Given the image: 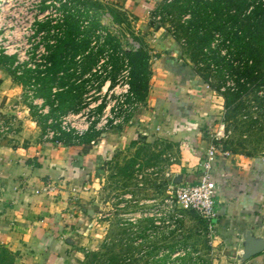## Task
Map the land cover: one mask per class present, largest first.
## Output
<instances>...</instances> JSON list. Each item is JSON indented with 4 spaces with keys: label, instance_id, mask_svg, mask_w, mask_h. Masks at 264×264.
I'll return each instance as SVG.
<instances>
[{
    "label": "crops",
    "instance_id": "1",
    "mask_svg": "<svg viewBox=\"0 0 264 264\" xmlns=\"http://www.w3.org/2000/svg\"><path fill=\"white\" fill-rule=\"evenodd\" d=\"M80 1L88 5L86 13L94 11L92 18L101 26L98 14L103 11L115 24H123L116 21L114 11L122 21L124 16L136 19L148 33L146 39L152 43L148 92L139 101L133 124L124 131L100 133L96 141L86 145L82 139L76 141L67 134L47 140L44 136L48 122L78 108L82 94L77 95L75 89L72 95L62 98L49 97L44 91L36 94L42 100L41 108L47 109L43 114L29 100V86L20 83L13 68L0 60V111L14 115L20 126L14 135L0 140V245L14 255V264L84 263L82 248L89 247L78 245L72 236L80 230L84 232L82 227L94 214L88 203L89 181L115 150L141 142L178 144V168L184 173L176 177V182L189 184L203 177L207 150L216 135V114H220L224 101H216V90L188 60L180 59L179 45L172 33H162L148 16L158 0ZM82 53L84 50L76 57ZM73 57L68 55V59ZM93 64V58H89L84 69H91ZM60 74L53 87L63 93L75 88L66 83L68 78L62 80L67 84L62 86L57 81ZM23 91L26 100L15 101ZM238 162L234 157L218 156L212 171L217 184L215 230L230 249L237 250V256L241 251V231L258 230L264 237V162ZM171 172H167L168 178ZM46 185H53L54 192L36 194ZM239 264H264V252Z\"/></svg>",
    "mask_w": 264,
    "mask_h": 264
},
{
    "label": "rangeland",
    "instance_id": "2",
    "mask_svg": "<svg viewBox=\"0 0 264 264\" xmlns=\"http://www.w3.org/2000/svg\"><path fill=\"white\" fill-rule=\"evenodd\" d=\"M158 1L159 7H153L147 13L148 16L161 27L162 33H172L179 45L180 59L188 60L210 88L216 90V101H224L220 114H216V140L213 138L218 155L227 153L225 158L234 157L240 164L246 159H261L264 162V88L261 82H249L246 77L238 81L239 68L236 66L224 77L220 76L216 67L209 66L207 62L208 57L215 55L211 51H207V57L200 55L197 62H194L192 57L196 51L190 47L183 31L178 29V13L174 12L167 17L168 11H165L160 22L153 19V13L157 8L160 10L165 2ZM75 5L76 8L80 7L79 11L88 7L78 1ZM90 13L95 15L94 11ZM98 15L103 22L101 27L107 29L108 36L117 37L120 44L117 50L108 46L110 51H117L118 56L111 53L106 55L109 57V66L113 65L108 77L117 84L122 72L126 70L124 61L127 54L138 49L149 54L152 43L146 39L148 33L139 26L136 19L129 20L124 16L123 24H115L106 11ZM188 19L190 14L182 16L183 23ZM216 44L215 38L213 49H216ZM119 53L123 55L119 56ZM82 54L85 55V52ZM4 59L6 56L0 57V60ZM88 59L86 55L83 57V70ZM243 63L244 60L235 61L237 66ZM84 75H76L77 83L91 78H85ZM241 81L245 84H240ZM229 89L235 91L228 92ZM23 93L16 96L15 101H25ZM224 93L230 94L229 105H226ZM109 95L110 92L105 95V101ZM115 97L112 94V99ZM83 102L80 101V104ZM92 102L96 101L93 99L89 103ZM135 114L132 113L125 123L103 133L113 129L126 130L133 124ZM8 117L14 122V130L18 131L20 126L15 116ZM179 164L178 144L163 141L155 144L135 143L122 150H115L109 156L104 168L99 169L97 175L89 181L91 187L88 203L94 214L86 226L82 225L85 231L80 230L72 236L78 245L89 247L82 248L86 256L83 264H239L237 250L226 245L224 238L215 230L216 225L209 227L199 216L182 210L174 202L177 186L188 184L176 182V177L184 173L178 168ZM169 171H172L170 178L166 176ZM85 209L89 210L86 206ZM81 210L84 212V208ZM171 210L173 212L166 217L165 213ZM158 213L162 216L157 219L151 217V214ZM11 263L14 264V261L8 257L1 264Z\"/></svg>",
    "mask_w": 264,
    "mask_h": 264
},
{
    "label": "built area",
    "instance_id": "3",
    "mask_svg": "<svg viewBox=\"0 0 264 264\" xmlns=\"http://www.w3.org/2000/svg\"><path fill=\"white\" fill-rule=\"evenodd\" d=\"M75 4V0H0V57L14 58L13 69L18 76H22L26 70L44 76L47 69L51 67L49 59L53 49L66 35L68 16L79 11L80 7L76 8ZM90 12L92 11L86 13L85 10L80 9V13L84 15L80 21L83 33L81 38L85 37L91 27L92 13ZM153 19L160 22L162 17L156 15ZM107 37V29L102 27L89 34L91 44L85 52L86 56L92 52L99 53L102 48L105 49L99 53L96 64L85 73V78H91L83 80L86 81V92L82 98L84 102L77 109L58 119L50 120L45 139L57 140V137L68 134L77 140L93 131L103 133L125 123L131 114H135L139 109L140 103L131 90V67L127 59L124 61L126 70L122 72L121 79L119 78L120 83L117 80L118 83L114 84L109 79L113 65L109 66V57L106 55L114 54V52L110 51L106 45ZM116 54L118 56L117 52ZM120 54L123 55L119 53V56ZM85 55H78L74 59L77 64L74 68L76 75H83ZM63 75L61 73L60 77ZM57 91L61 89L55 87L54 92ZM109 92L108 100L105 101L104 97ZM112 94L116 95L113 99ZM27 95L34 105L40 107L41 113H47L45 107L41 108L43 103L40 101L42 100L36 97L33 85L27 89ZM93 99L96 102L89 103ZM14 126L13 120L0 111V140L14 135L16 132ZM213 138L216 140V135ZM218 156L226 157L227 153L218 155V150L212 140L203 164V177L198 182L177 186L174 195V202L182 210L196 214L211 228L216 225L218 218L217 184L212 177L214 162ZM166 176L169 177L170 174L167 173ZM54 190L53 185H46L42 190L36 191V194H51ZM172 212V210L166 212L165 216L167 217ZM152 216L153 219H157L162 214H151Z\"/></svg>",
    "mask_w": 264,
    "mask_h": 264
},
{
    "label": "trees",
    "instance_id": "4",
    "mask_svg": "<svg viewBox=\"0 0 264 264\" xmlns=\"http://www.w3.org/2000/svg\"><path fill=\"white\" fill-rule=\"evenodd\" d=\"M160 10L157 8V11L153 13L154 17L163 15L165 11H168L167 17L174 12L178 13L180 20L178 29L183 31L190 47L196 51L192 57L194 62H197L200 55L207 57L208 52H214L215 55H209L207 62L209 66L216 67L220 76L224 77L227 72L233 71L232 68L236 66L239 68L237 72L238 81L243 77H246L249 82L259 80L264 88V0H174L170 2L165 0ZM113 12L112 15H114L116 21L123 22L121 18H118L120 17L119 14ZM185 14H190V19L183 23L182 16ZM83 16L80 11L68 16L66 36L59 40L54 51H52L49 59L51 67L47 69L44 76L36 75L31 70H26L22 76H17L16 71L11 69L20 83L26 87L33 85L35 94L44 91L48 93L49 97L50 95L51 97L60 96L61 98L66 95L69 96L72 95L73 89L78 91L77 95L85 94L86 81L77 83L74 69L77 64L74 59L80 51L84 50L85 52L90 48L89 34L100 28L101 25L96 18H92L89 32L86 33L84 38H81L83 33L80 21ZM156 27L159 28L158 25ZM79 38L82 40H79ZM215 38L217 44L216 49H213L212 44ZM106 45L111 46L112 50L120 48L119 41L111 35L108 36ZM104 49L102 48L99 53H102ZM116 52H114L115 55ZM99 53L92 52L88 55V58H93L94 64H96ZM69 54L74 57L68 59ZM126 57L131 67V90L138 101H143L148 92V83L151 76L149 54L142 49H138L128 53ZM239 60H244V63L237 66L235 61ZM4 62L13 68L14 59L6 57ZM89 70L84 69L82 74ZM60 73L64 75L58 77L57 81H61L62 86L70 82L75 88L70 85L71 90L69 91L66 90L64 93L63 90L54 92L53 82ZM64 79H67L66 83L62 82ZM242 83L245 84L244 81H241L240 84ZM218 90H220V87ZM233 91L235 90H228V92ZM79 92L80 94H78ZM223 96L226 98V105H229L230 94L224 93ZM99 136L100 133L93 131L76 141L82 139L86 145L96 141ZM8 257L11 258V261H14V255L0 245V264Z\"/></svg>",
    "mask_w": 264,
    "mask_h": 264
},
{
    "label": "water",
    "instance_id": "5",
    "mask_svg": "<svg viewBox=\"0 0 264 264\" xmlns=\"http://www.w3.org/2000/svg\"><path fill=\"white\" fill-rule=\"evenodd\" d=\"M239 263H244L264 252V237L258 230L241 231Z\"/></svg>",
    "mask_w": 264,
    "mask_h": 264
}]
</instances>
